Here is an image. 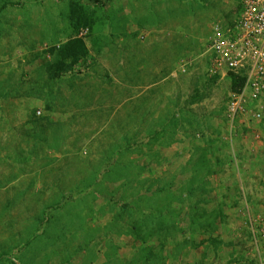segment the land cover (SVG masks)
Returning <instances> with one entry per match:
<instances>
[{"label": "rangeland", "instance_id": "1", "mask_svg": "<svg viewBox=\"0 0 264 264\" xmlns=\"http://www.w3.org/2000/svg\"><path fill=\"white\" fill-rule=\"evenodd\" d=\"M241 9L0 0V264H264V122L211 66Z\"/></svg>", "mask_w": 264, "mask_h": 264}, {"label": "built area", "instance_id": "2", "mask_svg": "<svg viewBox=\"0 0 264 264\" xmlns=\"http://www.w3.org/2000/svg\"><path fill=\"white\" fill-rule=\"evenodd\" d=\"M239 17L229 27L216 24L211 36L212 72L245 77L241 91H231L227 112L232 123L248 118L264 122V0H241Z\"/></svg>", "mask_w": 264, "mask_h": 264}, {"label": "trees", "instance_id": "3", "mask_svg": "<svg viewBox=\"0 0 264 264\" xmlns=\"http://www.w3.org/2000/svg\"><path fill=\"white\" fill-rule=\"evenodd\" d=\"M71 24L75 31L78 33L80 30L90 26V19L87 17L82 7H74L72 10ZM57 50V71L62 72L66 69H72L81 58L88 55L84 40L80 37H75L69 40L63 46H60ZM72 60L70 65L66 64V61ZM232 91H241L245 85V77L242 75H231Z\"/></svg>", "mask_w": 264, "mask_h": 264}]
</instances>
